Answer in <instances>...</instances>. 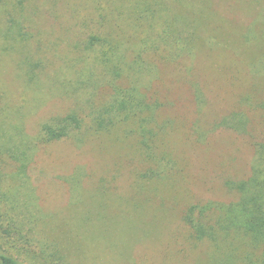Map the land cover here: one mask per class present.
Wrapping results in <instances>:
<instances>
[{"label":"rangeland","instance_id":"1","mask_svg":"<svg viewBox=\"0 0 264 264\" xmlns=\"http://www.w3.org/2000/svg\"><path fill=\"white\" fill-rule=\"evenodd\" d=\"M3 1L0 122L9 132L18 127L25 138H34L42 122L72 107V100L61 95L54 72L71 55L73 46L99 24L106 31L116 26L128 30L130 5L150 3ZM157 1L180 10L182 24L206 31L198 39L192 60L156 63L153 89L169 103L164 118L172 119L174 127L164 146L177 162L176 168L165 180L142 186L136 176L145 163L136 139L124 138L116 130L98 137L88 135L80 147L70 139L36 147L32 163L20 174L21 162L10 157L5 139L0 137V192L8 200L15 196L20 205L29 206L36 218V237L43 242L42 246L24 243L5 217L4 204L0 206V250L24 264H56L52 257L56 249L64 264H210L216 254L209 243L192 240L183 215L192 204L231 201L225 183L249 176L254 145L264 140L260 112L240 104L246 96L264 97V80H256L250 71L253 50L256 57L264 53V34L251 48L242 38L255 16L260 19L258 27L264 24V0H184L180 5L172 0ZM9 20L18 22L29 36L21 52L3 37ZM25 56L43 65L35 73L37 83L24 76ZM254 82L259 87L256 97ZM194 87L204 94L201 114L196 113ZM238 110L248 116L246 134L220 128L198 142L195 128L210 130ZM76 172L82 173L78 206L72 204L66 183Z\"/></svg>","mask_w":264,"mask_h":264},{"label":"trees","instance_id":"2","mask_svg":"<svg viewBox=\"0 0 264 264\" xmlns=\"http://www.w3.org/2000/svg\"><path fill=\"white\" fill-rule=\"evenodd\" d=\"M172 1L180 5L184 0ZM2 3L4 1L0 0V11ZM164 5L157 0L134 2L128 8V30L116 26L106 31L99 24L73 46L71 55L54 72L61 95L72 100V107L42 122L34 138L23 137L18 127L12 129L13 136H10L12 131L0 122V137L5 139L4 146L8 147L6 152L10 157L21 162L20 174L32 163L36 147L66 139L80 147L88 135L98 137L116 130L124 138L136 139L145 163V169L136 176L142 186L165 180L172 173L177 162L166 151L164 140L172 131L174 121L164 118L169 103L161 100L153 89L157 80L156 63L178 64L183 59L192 60L198 51V39L206 31L191 23L182 24L181 11ZM257 17L242 36L246 43L250 42V48L264 34V24L258 27L260 19ZM7 24L3 37L15 49L20 47L18 51L21 52V45L25 47L26 43H22L27 42L29 36L18 22L9 20ZM254 52L250 71L256 80H264V53L256 57ZM25 57L28 59L22 65L24 76L29 82L36 79L37 83L35 73L42 71L43 65ZM252 90L256 97L259 90L256 82ZM104 92L107 93L105 98ZM193 95L196 113L201 114L205 106L204 94L194 87ZM240 104L258 110L264 123V97L255 100L246 96ZM248 126V116L238 110L228 113L210 130L204 128L205 132L199 127L194 132L198 142H202L208 132L225 128L244 135ZM81 180V172L66 180L72 204L76 206L81 203ZM225 186L233 196L231 201L192 204L186 209L183 222L195 243H209L216 250L210 264H264V140L254 145L249 176L227 181ZM2 204L6 208L5 217L15 226L20 239L42 246L43 242L36 237V218L29 206L20 205L15 196L8 200L0 192V206ZM52 257L56 264L65 262L57 249ZM0 264L24 263L0 250Z\"/></svg>","mask_w":264,"mask_h":264}]
</instances>
